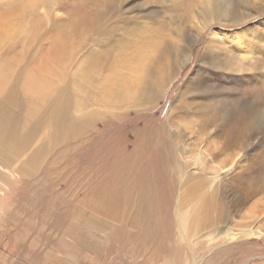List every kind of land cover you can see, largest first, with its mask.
Masks as SVG:
<instances>
[{
  "label": "rangeland",
  "instance_id": "1",
  "mask_svg": "<svg viewBox=\"0 0 264 264\" xmlns=\"http://www.w3.org/2000/svg\"><path fill=\"white\" fill-rule=\"evenodd\" d=\"M263 118L264 0H0V264H264Z\"/></svg>",
  "mask_w": 264,
  "mask_h": 264
},
{
  "label": "bare ground",
  "instance_id": "2",
  "mask_svg": "<svg viewBox=\"0 0 264 264\" xmlns=\"http://www.w3.org/2000/svg\"><path fill=\"white\" fill-rule=\"evenodd\" d=\"M209 3V2H208ZM224 8V7H223ZM228 9V8H227ZM212 13V12H211ZM212 15V17H211V23L210 24H208L209 25V27L211 26V25H213V23H214V21H216V16L215 15H213V13L211 14ZM223 15H224V12H223ZM229 15V12L228 11H225V16H228ZM248 17V16H247ZM249 18H254V16L253 17H251V15H250V17ZM245 20L246 19H241V20H239L238 21V23H236V24H239V23H243V22H245ZM242 33H246L245 31H242ZM241 36L243 37V35H241V33H239V32H237L235 35H234V41H236V43H240V41H241ZM256 39V38H255ZM257 40H258V38H257ZM256 40V41H257ZM185 42V41H184ZM184 42H182V43H184ZM183 45V44H182ZM245 48V47H244ZM183 50H184V55H185V60H186V62H184L183 64V67L185 68L187 65H188V61H190V60H192V59H194V58H196V57H194L195 56V51H194V49H193V46L192 47H190V44L188 45H183ZM241 54V53H240ZM199 56H200V53L198 54ZM210 55H213V56H221L222 54H220V53H217V52H215V53H211ZM242 58V57H241ZM199 59V58H198ZM205 59H206V57L203 55V56H200V62H204L205 61ZM225 60V59H224ZM214 61V60H213ZM233 61V60H232ZM242 62V61H241ZM240 63V62H239ZM238 63V64H239ZM226 66V65H225ZM231 66V65H230ZM238 66V65H237ZM183 68V69H184ZM231 69V72H233L234 74L235 73H240V71H242V70H244V69H236V68H230ZM200 78H201V76H198V75H196V76H193L192 78H191V80H189V81H187V83L186 84H184L185 85V88H184V90L183 91H186L187 93H188V91L192 88V86H194V85H196L199 81H200ZM167 79H169V78H167ZM235 79H237V80H241L242 79V77L241 76H235ZM218 80V79H217ZM231 81H232V79H231ZM172 84V83H171ZM199 86H200V84H199ZM183 89V88H182ZM195 89V88H194ZM190 92V91H189ZM179 97V96H178ZM177 97V98H178ZM180 98V97H179ZM208 98V97H207ZM262 100V99H261ZM202 108V107H201ZM196 110V109H195ZM198 111V110H197ZM264 119V118H263ZM262 119V120H263ZM223 122V121H222ZM245 124V123H244ZM243 124V125H244ZM263 124V123H262ZM233 127V126H232ZM241 130V129H240ZM250 154V153H249ZM155 158V157H154ZM221 175V174H220ZM216 183V182H215ZM220 183V182H219ZM208 187V186H207ZM253 187V186H252ZM251 188V187H250ZM255 190V189H254ZM260 190V189H259ZM100 201V200H99ZM255 230V229H254ZM254 230H250V231H248V232H246V235H247V237H252L253 235H254Z\"/></svg>",
  "mask_w": 264,
  "mask_h": 264
}]
</instances>
